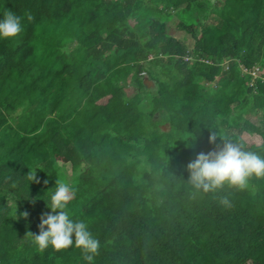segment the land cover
<instances>
[{
	"label": "trees",
	"instance_id": "16d2710c",
	"mask_svg": "<svg viewBox=\"0 0 264 264\" xmlns=\"http://www.w3.org/2000/svg\"><path fill=\"white\" fill-rule=\"evenodd\" d=\"M6 11L23 30L0 39V264H86L26 237L66 165L70 217L100 242L93 264H264V180L194 193L187 171L222 146L212 131L264 158V0H0Z\"/></svg>",
	"mask_w": 264,
	"mask_h": 264
},
{
	"label": "clouds",
	"instance_id": "9594fccd",
	"mask_svg": "<svg viewBox=\"0 0 264 264\" xmlns=\"http://www.w3.org/2000/svg\"><path fill=\"white\" fill-rule=\"evenodd\" d=\"M22 19L11 11H6L0 20V39H13L22 32ZM223 141L222 146L207 154L200 153L187 165L190 173L188 179L194 193H209L223 189L226 185L237 191L246 190L252 179L264 180V158L253 151L243 150V144L232 143L223 133L211 132L209 142L215 144L217 139ZM27 179L39 183L36 170H30ZM47 183V181H45ZM14 186V185H13ZM50 201L47 207L51 213L41 216L39 234L29 231L26 237L32 239L37 251L44 252L51 246L56 251H66L70 247L80 249L86 264H93L98 255L100 242L83 220H74L69 214V205L74 199L73 186L57 178L54 191L50 189ZM35 203V201H33ZM224 207H231L227 197L221 200ZM25 219L29 213L21 214Z\"/></svg>",
	"mask_w": 264,
	"mask_h": 264
},
{
	"label": "rangeland",
	"instance_id": "374dc122",
	"mask_svg": "<svg viewBox=\"0 0 264 264\" xmlns=\"http://www.w3.org/2000/svg\"><path fill=\"white\" fill-rule=\"evenodd\" d=\"M179 22V18L175 17L171 22V30L172 33L177 35L180 38H183L185 36L187 37H191L190 34L186 33L184 30L180 29L179 27H177L176 23ZM189 43L192 42V38H190V40L188 41ZM150 85H152V83H150ZM129 92H132V89L129 90ZM165 129H168V126H164ZM62 167V166H61ZM64 168V171H62L65 174L66 179L61 178L62 180L66 181V182H71L72 177H73V172H71L70 170H68V165H66Z\"/></svg>",
	"mask_w": 264,
	"mask_h": 264
}]
</instances>
